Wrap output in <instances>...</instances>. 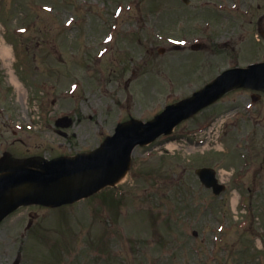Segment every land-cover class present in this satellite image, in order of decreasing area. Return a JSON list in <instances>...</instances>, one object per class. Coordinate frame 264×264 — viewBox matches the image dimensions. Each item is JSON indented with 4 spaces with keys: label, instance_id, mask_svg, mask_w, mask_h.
Here are the masks:
<instances>
[{
    "label": "rangeland",
    "instance_id": "1",
    "mask_svg": "<svg viewBox=\"0 0 264 264\" xmlns=\"http://www.w3.org/2000/svg\"><path fill=\"white\" fill-rule=\"evenodd\" d=\"M99 1L105 9L96 0H0V175L99 152L116 127L153 119L228 67L264 60V40L247 35L220 41L214 54L223 18L203 52L188 50L195 41H181L174 24L179 0L129 1L117 33L131 37L108 42L95 15L110 17L115 1ZM67 18L75 23L65 27ZM23 25L11 47L3 32ZM252 93L232 88L136 145L122 180L94 195L64 207L16 206L0 222V264H264V99L254 103ZM213 121L217 144L207 148L200 133ZM200 166L217 170L223 193L199 182Z\"/></svg>",
    "mask_w": 264,
    "mask_h": 264
},
{
    "label": "water",
    "instance_id": "2",
    "mask_svg": "<svg viewBox=\"0 0 264 264\" xmlns=\"http://www.w3.org/2000/svg\"><path fill=\"white\" fill-rule=\"evenodd\" d=\"M246 84L256 88L264 87V64L252 65L247 69L228 70L221 74L212 84L202 91L196 92L190 100L178 105H169L155 121L145 124L132 123L129 126L116 129L114 135L104 144V150L90 155H79L75 159H59L44 165V171L27 167L15 169L14 172L0 177V216L7 210L1 205L2 192L23 181H35L43 186L64 175L77 173L87 169H99L100 175L88 187L60 201L47 199L41 193L26 196L23 201H38L46 203H64L85 196L106 183L111 182L126 167L127 157L131 147L154 139L160 133L170 131L172 126L184 117L190 115L228 87L234 84ZM141 127L143 128L141 130ZM198 174L206 186H213L218 192L221 187L214 179V171L199 169Z\"/></svg>",
    "mask_w": 264,
    "mask_h": 264
},
{
    "label": "flooded vegetation",
    "instance_id": "3",
    "mask_svg": "<svg viewBox=\"0 0 264 264\" xmlns=\"http://www.w3.org/2000/svg\"><path fill=\"white\" fill-rule=\"evenodd\" d=\"M179 1L182 6L179 5V11L175 13L177 22L175 21L174 24L177 26V23H179L183 27L184 32L179 34H184L182 36L185 37L188 36L189 40H192L194 37H197L200 40L208 38L207 28L204 27L203 24L200 26L199 24L207 20H212L211 16L214 15L212 10L215 6H224L230 2L237 3L236 8L230 10L226 7L225 10L217 16L226 19L231 17V20H234L235 22L231 31L228 30L229 25H226L223 29L224 31L220 35V38H238L239 40L244 41L245 37L243 36L247 35L248 40L252 39L253 42L259 43L261 38L264 40V0H221L220 2H215L217 0H189L188 3L184 0ZM198 3L200 5H198ZM207 5H210L208 12L204 9ZM181 11H184L185 13L180 15ZM189 17L196 18V22H194V24H197V26L194 25L193 27L189 25L191 24L188 23ZM239 18L242 20H239ZM243 29H248L246 34H242ZM237 30L239 31V34H237Z\"/></svg>",
    "mask_w": 264,
    "mask_h": 264
},
{
    "label": "bare ground",
    "instance_id": "4",
    "mask_svg": "<svg viewBox=\"0 0 264 264\" xmlns=\"http://www.w3.org/2000/svg\"><path fill=\"white\" fill-rule=\"evenodd\" d=\"M11 57L10 50L5 45L1 48V58L8 59ZM10 80L15 86L16 90L20 92L21 84L14 76L12 70H9ZM98 171L88 170L83 173L71 175L68 177L60 178L52 183H49L48 186H39L32 182H23L16 184L9 188H6L1 194V204L3 207H7L9 204L18 200L24 196H29V194L41 193L48 199H57L62 196H65L69 193L76 191L82 186L89 185L93 183L98 175ZM124 173L118 175L113 182H118L122 180ZM36 196V195H35Z\"/></svg>",
    "mask_w": 264,
    "mask_h": 264
}]
</instances>
